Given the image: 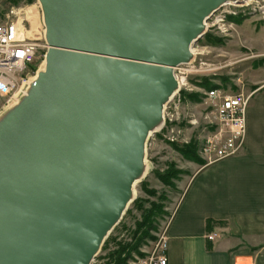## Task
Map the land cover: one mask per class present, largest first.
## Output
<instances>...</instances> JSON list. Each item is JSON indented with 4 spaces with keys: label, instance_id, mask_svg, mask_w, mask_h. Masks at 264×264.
<instances>
[{
    "label": "water",
    "instance_id": "95a60500",
    "mask_svg": "<svg viewBox=\"0 0 264 264\" xmlns=\"http://www.w3.org/2000/svg\"><path fill=\"white\" fill-rule=\"evenodd\" d=\"M45 69L0 120V264H91L226 0H39Z\"/></svg>",
    "mask_w": 264,
    "mask_h": 264
},
{
    "label": "rangeland",
    "instance_id": "374dc122",
    "mask_svg": "<svg viewBox=\"0 0 264 264\" xmlns=\"http://www.w3.org/2000/svg\"><path fill=\"white\" fill-rule=\"evenodd\" d=\"M13 9L32 36L43 37L39 0H0V22ZM193 49L194 59L175 68L182 82L167 106L165 123L147 138V171L135 182L131 202L91 264H142L159 253L160 239L186 184L209 164L203 151L217 126L219 103L209 92L243 93L250 96L249 105L254 95L264 92V0L223 4L208 18ZM22 98L0 97V120ZM152 204L161 205L162 212L141 226Z\"/></svg>",
    "mask_w": 264,
    "mask_h": 264
},
{
    "label": "crops",
    "instance_id": "0c3cea01",
    "mask_svg": "<svg viewBox=\"0 0 264 264\" xmlns=\"http://www.w3.org/2000/svg\"><path fill=\"white\" fill-rule=\"evenodd\" d=\"M165 235L168 264H264V92L249 105L244 148L193 175Z\"/></svg>",
    "mask_w": 264,
    "mask_h": 264
},
{
    "label": "built area",
    "instance_id": "2783aa9c",
    "mask_svg": "<svg viewBox=\"0 0 264 264\" xmlns=\"http://www.w3.org/2000/svg\"><path fill=\"white\" fill-rule=\"evenodd\" d=\"M32 35L25 25L24 18L15 9L7 13L0 22L1 98L18 100L24 97L46 61L48 43L45 33L43 37ZM175 76L177 77L176 73ZM209 95L219 101L218 122L215 132L206 141L203 153L208 157L209 163H214L237 155L244 148L250 96L243 93H222L218 89L211 90ZM174 97L175 94L164 105L162 124L165 123L167 106ZM215 237L216 234L208 235L210 240ZM160 246L159 253L144 260L142 264H168L165 233L160 239Z\"/></svg>",
    "mask_w": 264,
    "mask_h": 264
},
{
    "label": "trees",
    "instance_id": "16d2710c",
    "mask_svg": "<svg viewBox=\"0 0 264 264\" xmlns=\"http://www.w3.org/2000/svg\"><path fill=\"white\" fill-rule=\"evenodd\" d=\"M185 155L189 158L192 157V153L189 150L183 151ZM145 212L144 220L141 223V226H144L148 223H151L153 221V218L156 217L158 214L162 212V207L161 205L158 204H152L151 208ZM125 249V248H123ZM120 264V263H118Z\"/></svg>",
    "mask_w": 264,
    "mask_h": 264
},
{
    "label": "bare ground",
    "instance_id": "6f19581e",
    "mask_svg": "<svg viewBox=\"0 0 264 264\" xmlns=\"http://www.w3.org/2000/svg\"><path fill=\"white\" fill-rule=\"evenodd\" d=\"M240 1H247V0H226L223 4H235V3H237V2H240ZM247 4V3H246ZM27 15V14H26ZM31 17V16H30ZM33 17V16H32ZM34 18V17H33ZM34 20H35V18H34ZM36 22V21H35ZM35 22H33V23H35ZM38 22V21H37ZM36 25V24H35ZM39 25V24H38ZM207 26V21L205 22V27ZM44 33H45V29H44ZM191 51H192V54H193V56H192V58H191V60H193L194 59V57H195V54L197 53L196 52V50L195 49H193V46L191 47ZM45 65H46V61H44L43 62V64H42V66H41V70L40 71H42V70H44L45 69ZM39 71V72H40ZM39 74V73H38ZM179 79V78H178ZM178 82H179V84L182 82L181 81V79H179L178 80ZM18 103V102H17ZM161 124H162V121H160L157 125H155V127H154V132L155 131H157L158 129H159V127L161 126ZM152 133V132H151ZM146 171H147V166L145 165V167H144V170H143V173L141 174V177H143L144 175H145V173H146ZM140 177V178H141ZM139 178V179H140ZM138 179V180H139ZM137 180V181H138Z\"/></svg>",
    "mask_w": 264,
    "mask_h": 264
}]
</instances>
